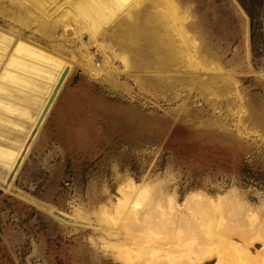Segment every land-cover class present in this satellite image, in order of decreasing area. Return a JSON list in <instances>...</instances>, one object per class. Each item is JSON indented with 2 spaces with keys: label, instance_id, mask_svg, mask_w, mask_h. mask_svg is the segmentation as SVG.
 Here are the masks:
<instances>
[{
  "label": "rangeland",
  "instance_id": "374dc122",
  "mask_svg": "<svg viewBox=\"0 0 264 264\" xmlns=\"http://www.w3.org/2000/svg\"><path fill=\"white\" fill-rule=\"evenodd\" d=\"M135 1H116L135 8L112 16L96 4L93 18L76 0H0V85L19 60L12 89L0 88V264H123L104 230H121L117 189L127 180L178 204L233 195L250 213L247 241L256 222L264 228V0ZM210 219L192 223L193 237L205 238ZM226 223L214 226L220 236ZM255 234L253 245L232 237L241 253L217 241L203 264H264V230Z\"/></svg>",
  "mask_w": 264,
  "mask_h": 264
},
{
  "label": "bare ground",
  "instance_id": "6f19581e",
  "mask_svg": "<svg viewBox=\"0 0 264 264\" xmlns=\"http://www.w3.org/2000/svg\"><path fill=\"white\" fill-rule=\"evenodd\" d=\"M76 1L81 4L85 11L90 8L93 9V11L91 12L93 18L97 17L98 15L95 10L96 4H98L107 12V16L109 15V13L111 16L113 14L115 15V12H117L118 10H126V13L129 14L131 10L135 8L134 6H130L132 4L122 8L117 3L120 1L125 5L130 0ZM141 1V3L138 2L137 5H135L136 8L137 6H142L144 3H150L154 7H159V2L157 0ZM43 5L44 4H42L41 6ZM32 13L29 14V18H35ZM58 14H60V12ZM158 19L160 21L159 14ZM160 22L163 23V21ZM3 45L5 46V44ZM85 63L89 67L92 75L97 76L102 73V70H100V65H97L92 57H89V59ZM4 152L10 154V152L7 150H4ZM5 157L7 159L9 156ZM117 192L120 195L121 199L117 200V205L115 208L116 212H118L119 209L123 208V212L120 213V218L123 221L120 225L121 230L105 228L104 232L106 233L107 238L113 242L110 243V248L116 253L119 260L123 264H133L135 262V264H203L204 261L212 256V250L214 249L213 247L217 245V241L222 240L226 250L235 253H241L240 247L232 241V237L239 236L240 238L244 239V243L251 240L249 238L251 234L256 235L255 233L257 231L261 233V231L264 230V228L261 226L263 222H256V225H253V227H251V229L247 231L249 234L247 241V236L244 235V231L242 230L245 229H243V227L244 222L246 221V217L250 216V213L247 209L248 207H246V204L239 202L238 199L231 194V197L227 195L216 200H212L201 193H196L188 196L183 203L178 204L176 201V196L170 195L167 191L162 190L161 187H156L153 190H148L146 186L145 188H143L142 186L138 187V185H134L133 182L128 180L122 187L117 189ZM192 202L195 203V205L192 206V204H190ZM106 211L107 210L105 209V207L101 208L98 212V215L101 214V216L99 217L103 218L104 216L102 215H105ZM208 217L209 219H212L213 225H210L208 228H206V230L205 228H203V233L206 232L205 238L203 237V239H198V237H193L194 234L197 233H195V231L193 230L192 223L195 222V220L202 222V218ZM222 219H226L231 222L229 225H227V223L225 224L229 226L228 233L226 232L227 234L225 235V237H223L224 235L220 236L214 230L216 227L215 225H219L218 223ZM219 227L221 229V226ZM260 228L263 229L260 230ZM216 229H218L219 231L218 227H216ZM224 230L221 229V231ZM196 231L198 232V230ZM243 235L245 237H243Z\"/></svg>",
  "mask_w": 264,
  "mask_h": 264
},
{
  "label": "water",
  "instance_id": "95a60500",
  "mask_svg": "<svg viewBox=\"0 0 264 264\" xmlns=\"http://www.w3.org/2000/svg\"><path fill=\"white\" fill-rule=\"evenodd\" d=\"M69 71H70V66L69 65L65 66L63 71L61 72L60 76L58 77L56 83H55V86H54L52 93L50 94V96L46 100V102H45L44 106L42 107V109H41L39 115L37 116L36 120H34L35 122L33 121L32 128L30 129V132L28 133V135L26 137V141H25V144L23 146V150H22L19 158L17 159L10 175L7 178V181H6L7 186L10 185V183L12 182V180L16 174V171L18 170V168L22 162V159L24 158V156L26 154V151L30 147L31 143L33 142V140L37 136L40 128L42 127L44 121L46 120V117L48 116L54 102L56 101L58 93H59L60 89L62 88V86H63V84H64V82L68 76ZM31 104H33V103H31ZM31 104H28V105L26 104V105L28 107H31ZM56 216H58L59 219H61V221H64L66 223L70 222L69 219L62 217L61 215L56 214Z\"/></svg>",
  "mask_w": 264,
  "mask_h": 264
},
{
  "label": "crops",
  "instance_id": "0c3cea01",
  "mask_svg": "<svg viewBox=\"0 0 264 264\" xmlns=\"http://www.w3.org/2000/svg\"><path fill=\"white\" fill-rule=\"evenodd\" d=\"M1 13H2V15H3V9H2V11H1ZM4 16V15H3ZM171 36V38H173L172 37V35H170ZM175 46V47H174ZM171 50H173L174 51V58H171L172 59V61H173V63L175 64V65H177V50L179 49V46H178V40H177V38H176V36L174 37V40L172 39V42H171V45H170V47H169ZM21 51V50H20ZM20 51H19V53H20ZM12 62H14V64H12V65H10L12 68L11 69H9V70H11V72H9V70H8V75H6V72H5V74L3 73L2 74V80H3V84L4 85H0V88L1 89H3V88H5V87H7V88H10L9 90H11L12 89V83H16L15 81H16V75H13L14 73H12V70H16V68L18 67V65H19V60L18 59H14V60H12ZM13 75V76H12ZM13 77V78H12ZM12 79H14V81L12 80ZM9 81V85H10V87L9 86H5V82L7 83ZM2 83V82H1ZM16 93V92H15Z\"/></svg>",
  "mask_w": 264,
  "mask_h": 264
}]
</instances>
